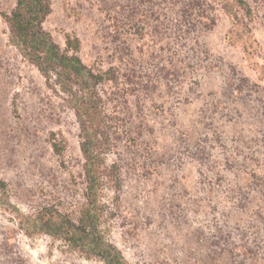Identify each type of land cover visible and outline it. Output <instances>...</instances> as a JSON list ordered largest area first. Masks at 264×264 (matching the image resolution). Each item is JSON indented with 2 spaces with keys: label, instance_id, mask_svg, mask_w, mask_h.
<instances>
[{
  "label": "rangeland",
  "instance_id": "1",
  "mask_svg": "<svg viewBox=\"0 0 264 264\" xmlns=\"http://www.w3.org/2000/svg\"><path fill=\"white\" fill-rule=\"evenodd\" d=\"M16 1L0 0V264H101L20 225L43 208L77 220L86 187L73 110L10 43ZM249 1V19L206 7L208 28L185 0H51L43 29L112 74L100 229L128 264H264V10Z\"/></svg>",
  "mask_w": 264,
  "mask_h": 264
},
{
  "label": "trees",
  "instance_id": "2",
  "mask_svg": "<svg viewBox=\"0 0 264 264\" xmlns=\"http://www.w3.org/2000/svg\"><path fill=\"white\" fill-rule=\"evenodd\" d=\"M185 1L183 12L201 10V21L208 28L213 24V19L205 16L203 11L206 7H212V4L229 15L238 10L246 19L251 18L254 12L249 0ZM259 2L264 10V0ZM50 12L51 0H17L14 9L3 18L9 29L10 43L38 70L49 87L57 88L65 95L66 103L74 112L84 161L85 204L77 220L51 208H43L34 216L19 214L22 219L20 225L28 236H51L64 242L71 250L86 258H94L101 264H128L119 249L104 237L100 229L103 206L99 202V192L105 170L103 146L109 132L108 116L99 86L111 80L112 74L110 71H94L84 65L77 55L79 42L76 38L66 36L65 48L61 49L42 27ZM51 148L56 154L61 152L56 142H52ZM106 176L114 190L119 191L121 185L114 166ZM5 197L2 192L0 204L11 207L12 204Z\"/></svg>",
  "mask_w": 264,
  "mask_h": 264
}]
</instances>
